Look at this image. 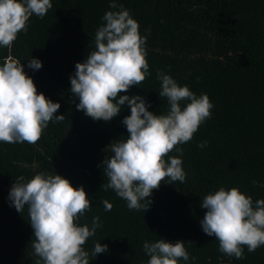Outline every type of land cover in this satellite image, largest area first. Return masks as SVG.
Masks as SVG:
<instances>
[{"label": "trees", "instance_id": "1", "mask_svg": "<svg viewBox=\"0 0 264 264\" xmlns=\"http://www.w3.org/2000/svg\"><path fill=\"white\" fill-rule=\"evenodd\" d=\"M139 24L146 36V59L150 75L139 86L119 95L144 97L148 111L166 114L167 99L159 96L157 72L170 75L179 86L196 96L206 94L213 104L191 141L178 145L186 173L183 183L168 178L154 189L150 206L130 210L112 189L101 185L103 161L111 156V144L129 133L122 123L130 115L127 103L110 121L93 120L77 110L79 102L70 91L75 64L95 51V33L105 21L109 0H51L43 17L32 15L27 32H20L11 48L0 46V66L11 57L20 61L37 92L60 108L35 144L0 142V264H35V240L27 207L18 213L9 192L23 176L25 182L38 173L58 174L74 188L83 186L90 211L78 223L102 225L84 248L89 264H147L144 242L164 239L183 241L189 260L178 264H264V246L244 259L219 251V242L202 231L206 209L203 198L223 187L238 188L253 202L264 199V0H116ZM148 29L150 32H146ZM42 67L32 70L28 60ZM187 101L181 103L183 108ZM206 142L205 147L198 144ZM167 160L168 157H165ZM257 181L254 185L252 182ZM112 204L105 211L103 201ZM99 242L108 250L91 255ZM192 257H195L193 260Z\"/></svg>", "mask_w": 264, "mask_h": 264}, {"label": "clouds", "instance_id": "2", "mask_svg": "<svg viewBox=\"0 0 264 264\" xmlns=\"http://www.w3.org/2000/svg\"><path fill=\"white\" fill-rule=\"evenodd\" d=\"M109 2L110 8L120 10L105 12V23L95 33L96 50L83 63L75 64L70 91L79 100L77 110L93 120L110 121L127 103L130 115L122 123L129 135L111 144L112 154L103 161L108 182L101 188L112 189L130 210L146 212L151 201L145 198L165 178L170 182L185 181L182 159L169 153L183 155V149L177 146L191 141L199 126L211 118L213 104L206 94L196 96L160 71L156 78L160 81L159 96L166 98L169 105L166 114L148 111L142 96L119 95L141 85L150 75L147 37L140 35L139 24L128 10L118 6L116 0ZM52 7L51 0H0V46L11 48L18 33L27 32L29 18H43ZM28 67L38 70L42 64L31 58ZM59 108V103L37 92L20 61L8 57L0 66V142L37 143L49 122L63 121L64 115L54 116ZM205 145L201 142L197 147ZM252 183L256 185L257 181ZM9 200L18 213L27 207L35 237L32 247L38 257L35 264H89L84 245L102 225L98 216L93 217L91 227L78 223L91 209L83 186L74 188L58 174L41 172L26 182L23 176L18 177ZM103 204L105 211H111V203L104 200ZM200 207L206 209L200 221L202 231L215 237L221 253L240 260L244 259L245 246L249 252L264 246V199L253 202L238 188L221 187L207 194ZM107 250V245L97 242L91 255L96 257ZM143 251L150 257L147 264H178L190 258L183 241L144 242Z\"/></svg>", "mask_w": 264, "mask_h": 264}]
</instances>
